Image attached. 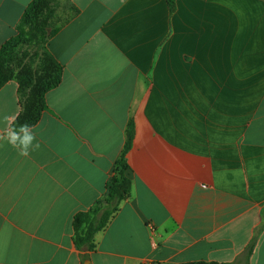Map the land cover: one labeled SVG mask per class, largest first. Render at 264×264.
<instances>
[{
	"label": "crops",
	"instance_id": "obj_1",
	"mask_svg": "<svg viewBox=\"0 0 264 264\" xmlns=\"http://www.w3.org/2000/svg\"><path fill=\"white\" fill-rule=\"evenodd\" d=\"M34 1L0 0V51ZM60 1V84L43 108L0 89V134L40 144L0 141V264H264V0ZM131 123L132 192L82 252Z\"/></svg>",
	"mask_w": 264,
	"mask_h": 264
},
{
	"label": "trees",
	"instance_id": "obj_2",
	"mask_svg": "<svg viewBox=\"0 0 264 264\" xmlns=\"http://www.w3.org/2000/svg\"><path fill=\"white\" fill-rule=\"evenodd\" d=\"M50 0H35L27 9L23 17L22 23L19 26L18 36L12 38L0 51V89L8 82L16 80L20 84V90L26 100L34 108L37 103H40L41 108L44 107V95L49 90L57 87L62 79V68L58 67L55 63L57 70L49 75L45 74V70H41L36 76L32 77L33 71L31 70H17L14 71L10 68L8 50H11L16 43L22 41L34 42L35 40H42L45 36V31L42 29L31 28L27 30L30 19L33 14L43 8L47 7ZM170 11L173 12L176 8V0H168ZM60 31V27L54 29L50 34L49 39L54 37ZM50 55V54H49ZM29 90V91H28ZM28 93L30 96H28ZM134 140V126L131 123L128 130V139L123 153L118 160L114 174L108 180L106 186L105 196L98 200L96 205L86 212H79L74 216L73 229H74V244L78 250L84 252H95L96 250V235L98 232L103 231L108 227L111 220L120 210L122 201L129 198L133 189V180L128 176L129 164L127 161V154L133 147ZM85 259V257H84ZM189 264H221L216 262L199 261Z\"/></svg>",
	"mask_w": 264,
	"mask_h": 264
},
{
	"label": "rangeland",
	"instance_id": "obj_3",
	"mask_svg": "<svg viewBox=\"0 0 264 264\" xmlns=\"http://www.w3.org/2000/svg\"><path fill=\"white\" fill-rule=\"evenodd\" d=\"M69 17H71L70 11L60 0H50L47 7L35 12L29 21L27 30L42 29L45 31V36L39 41L16 43L11 50H8L10 68L14 71L37 69L38 74H41V70H45L43 75L50 77L58 67L48 53V39L53 30L63 25Z\"/></svg>",
	"mask_w": 264,
	"mask_h": 264
},
{
	"label": "clouds",
	"instance_id": "obj_4",
	"mask_svg": "<svg viewBox=\"0 0 264 264\" xmlns=\"http://www.w3.org/2000/svg\"><path fill=\"white\" fill-rule=\"evenodd\" d=\"M4 121H9L8 116H4ZM15 120L16 117H12ZM33 126L27 123L19 125L18 128H6L4 134H0V141H6L9 145L19 150V155L27 157L32 151L38 150L39 142H36V136L33 132ZM35 142V143H34Z\"/></svg>",
	"mask_w": 264,
	"mask_h": 264
}]
</instances>
